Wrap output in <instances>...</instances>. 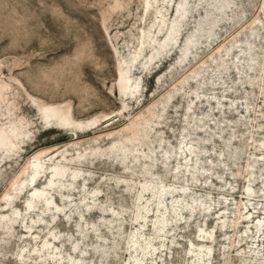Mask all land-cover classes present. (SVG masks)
<instances>
[{
    "label": "rangeland",
    "instance_id": "1",
    "mask_svg": "<svg viewBox=\"0 0 264 264\" xmlns=\"http://www.w3.org/2000/svg\"><path fill=\"white\" fill-rule=\"evenodd\" d=\"M178 2L0 0V264H264V0Z\"/></svg>",
    "mask_w": 264,
    "mask_h": 264
},
{
    "label": "bare ground",
    "instance_id": "2",
    "mask_svg": "<svg viewBox=\"0 0 264 264\" xmlns=\"http://www.w3.org/2000/svg\"><path fill=\"white\" fill-rule=\"evenodd\" d=\"M216 2L218 3L219 7H222V5L225 4V0H216ZM178 4H179V6L177 7V13H178V17H179V15H183L187 11V9H188L187 8L188 0H179ZM178 34H179L178 26H176L175 23H174V25H169L165 35L160 40L161 42L162 41L164 42L162 47H164L165 44H175L176 41H177V38H178ZM190 36H188L184 40L183 48L185 50L188 49V44L187 43L190 41ZM151 54H153V51L151 52ZM152 58H153V56H152ZM133 85H134L133 82L130 81V77L128 75V72L126 74V68L125 67H120L119 68V73H118V86H119L121 92H123V94H125V95L128 94L127 89H130L131 87H133ZM123 87L125 89H123ZM137 92H138V90H137ZM135 94H136V92H134L133 90L130 89V95L134 96ZM45 109L51 110V111H55L56 114L59 113V112H64L60 108L55 107V106H45V108L43 109V114H44V110ZM63 115L64 114H62V117H63ZM62 117L57 119V121H58V123H57L58 125L57 126L60 127V128H65V129L71 130L72 133L75 132L76 130H80V129H83V128H87L89 126H95L96 125V119H94V120H73L72 118H69V117L67 118L66 116H65V118H62ZM143 135H144V133H143ZM34 170H35L36 173L37 172L39 173V171L37 169H34ZM50 173H51L52 176H55L56 173H58L60 175H64V169L63 168H59V166L55 165V166H53V169L51 170ZM52 182H53V179L50 178V183H52ZM30 184H32L34 186V188H32L30 190V196L32 198L35 197V196L41 198L43 196V194H44V191L39 189V188H37L35 186L34 173L32 174V176L30 178ZM47 202L48 203L50 202L49 198H47ZM31 207H32V203H31L30 200H28V205H27L26 208L28 209V208H31Z\"/></svg>",
    "mask_w": 264,
    "mask_h": 264
}]
</instances>
